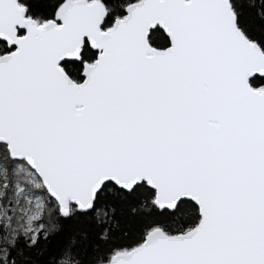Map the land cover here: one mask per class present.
Returning a JSON list of instances; mask_svg holds the SVG:
<instances>
[{
	"label": "snow or ice",
	"instance_id": "obj_1",
	"mask_svg": "<svg viewBox=\"0 0 264 264\" xmlns=\"http://www.w3.org/2000/svg\"><path fill=\"white\" fill-rule=\"evenodd\" d=\"M0 264H264V0H0Z\"/></svg>",
	"mask_w": 264,
	"mask_h": 264
}]
</instances>
